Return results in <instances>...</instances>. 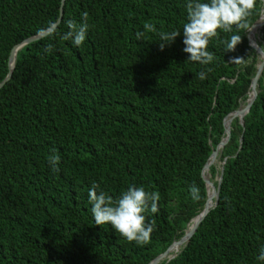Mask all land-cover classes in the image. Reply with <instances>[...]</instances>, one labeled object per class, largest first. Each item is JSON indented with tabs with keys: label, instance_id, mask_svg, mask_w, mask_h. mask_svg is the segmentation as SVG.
I'll return each instance as SVG.
<instances>
[{
	"label": "trees",
	"instance_id": "trees-1",
	"mask_svg": "<svg viewBox=\"0 0 264 264\" xmlns=\"http://www.w3.org/2000/svg\"><path fill=\"white\" fill-rule=\"evenodd\" d=\"M61 2L0 0V83L12 49L52 27ZM185 4L63 0L54 34L17 51L0 89V264H149L201 212V171L224 119L244 107L259 62L246 33L262 3L255 0L247 29L217 30L208 65L188 61L183 51ZM84 12L89 27L77 47L61 35L68 20L83 22ZM173 30L180 35L161 50L159 33ZM232 35L241 42L225 51ZM48 43L54 47L45 54ZM258 45L264 47V26ZM257 91L243 127L231 123L217 205L176 257L160 264H264L256 260L264 245V68ZM53 150L58 173L48 164ZM209 174L213 181L218 168ZM93 182L114 198L130 185L159 192L158 212L144 213L156 223L148 244L94 223L87 195ZM192 184L199 200L189 195Z\"/></svg>",
	"mask_w": 264,
	"mask_h": 264
},
{
	"label": "clouds",
	"instance_id": "clouds-1",
	"mask_svg": "<svg viewBox=\"0 0 264 264\" xmlns=\"http://www.w3.org/2000/svg\"><path fill=\"white\" fill-rule=\"evenodd\" d=\"M254 4L255 0H208V2L186 0L187 21L183 24L182 43L184 44L183 51L188 54V61L198 62L201 65L211 64L215 60V55L207 50L209 40L218 35V29L226 33L232 31L233 25L247 29L248 24L245 21ZM87 19L88 13L84 12L83 22L79 24L74 20H68V30L61 35V39L64 41L70 40L77 47L82 45L86 39L89 27L86 23ZM144 29L149 32L156 31L154 25L150 23H146ZM53 34L51 30H48L49 36ZM159 35L161 40L160 48L163 50L166 43L173 42L180 35V31L161 32ZM143 36L144 32L138 31L136 33L138 40ZM240 42V35H232L225 42V51H234ZM53 47L51 43L45 44L43 52L50 54ZM231 62L242 65L244 59L234 57ZM198 78L201 80L205 79L206 73L200 72ZM47 159L52 172L58 173L60 171V156L53 150V154L48 156ZM215 178L211 181L209 174V180L213 184ZM214 185H216V182ZM98 189H100V185L93 182L87 193L94 223L99 226L109 224L128 242H135L138 246L148 244L151 234L156 229V223L155 220L147 221L144 213L150 211L155 214L158 212L159 192L148 191L143 186L130 185L118 197L114 198L108 192L98 191ZM188 191L194 201L201 198L200 189L195 184H192ZM190 225L191 223L187 226ZM183 248H180L176 255ZM256 260L264 262V245L259 248Z\"/></svg>",
	"mask_w": 264,
	"mask_h": 264
},
{
	"label": "water",
	"instance_id": "water-1",
	"mask_svg": "<svg viewBox=\"0 0 264 264\" xmlns=\"http://www.w3.org/2000/svg\"><path fill=\"white\" fill-rule=\"evenodd\" d=\"M260 2L262 3L261 13L259 17L257 18V20L248 29L246 33L247 43L249 47L251 48V50H253L258 56L259 62L256 65V71H255L254 77L251 80L248 96H247V99L245 100L244 107L240 105L236 111L229 114L224 119L223 121L224 134L221 138V141L216 146V148L212 151L211 156L209 157L207 163L204 165L201 171V180L206 188V202L204 204V207L201 210V212L194 219L190 221L191 225L187 226L185 234L182 236V238H180L176 242H173L163 253L159 254L149 264H160L164 260H166V263H167L171 259H173L176 256V253L179 251V249L183 248L188 243L189 239L194 235L197 228L199 227L201 222L204 220L208 212L217 205L219 189H220V185L222 182L223 166H224L225 159L220 161V167L218 168V174L216 175V178H215L216 185L210 182L209 179H206L205 175H209L210 168L212 166H216V164L218 163L221 153L224 147L227 145L228 140L230 138V129H231L232 121L234 119H237L238 124L241 127H243V119L248 114L250 107L254 103L257 93H258L257 91L258 81H259V78L264 68V47H260L258 45V41L254 38L251 39V37L255 33H257L259 36L260 31L262 30L264 26V0H260ZM62 5H63V0L61 2V7H60V17L52 27H50L44 32H41L31 38L24 40L22 43H20L19 45L15 46L12 49L10 56H9V61H8L9 73L7 74L6 78L0 83V89L3 87L4 83L8 81L9 78L11 77V72L14 66V61H15V56H16L17 51H19L23 46L27 44H30L32 42L38 41L46 37L48 35V30H51L53 32V30L60 23L61 16H62ZM240 143H241V138H240ZM208 189H210L211 191L210 194H208Z\"/></svg>",
	"mask_w": 264,
	"mask_h": 264
},
{
	"label": "rangeland",
	"instance_id": "rangeland-1",
	"mask_svg": "<svg viewBox=\"0 0 264 264\" xmlns=\"http://www.w3.org/2000/svg\"><path fill=\"white\" fill-rule=\"evenodd\" d=\"M258 37V38H257ZM254 39H256L257 41L259 40V36L258 34L254 36ZM216 167L219 168L220 167V161H218V163L216 164Z\"/></svg>",
	"mask_w": 264,
	"mask_h": 264
},
{
	"label": "bare ground",
	"instance_id": "bare-ground-1",
	"mask_svg": "<svg viewBox=\"0 0 264 264\" xmlns=\"http://www.w3.org/2000/svg\"><path fill=\"white\" fill-rule=\"evenodd\" d=\"M255 34L257 35V33H255ZM254 36H255V35H254ZM253 38H254V37H253ZM253 38L251 37V39H253ZM257 38H258V37H257ZM205 178H206V179H209V175H205ZM210 192H211L210 189H208V194H210Z\"/></svg>",
	"mask_w": 264,
	"mask_h": 264
}]
</instances>
